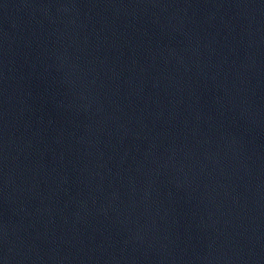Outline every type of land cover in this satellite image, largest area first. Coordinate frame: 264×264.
Returning <instances> with one entry per match:
<instances>
[{"label": "water", "instance_id": "obj_1", "mask_svg": "<svg viewBox=\"0 0 264 264\" xmlns=\"http://www.w3.org/2000/svg\"><path fill=\"white\" fill-rule=\"evenodd\" d=\"M0 264H264V0H0Z\"/></svg>", "mask_w": 264, "mask_h": 264}]
</instances>
